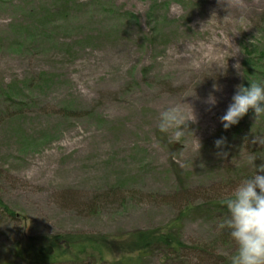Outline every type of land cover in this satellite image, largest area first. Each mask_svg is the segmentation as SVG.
I'll return each mask as SVG.
<instances>
[{"label":"rangeland","instance_id":"374dc122","mask_svg":"<svg viewBox=\"0 0 264 264\" xmlns=\"http://www.w3.org/2000/svg\"><path fill=\"white\" fill-rule=\"evenodd\" d=\"M263 54L264 0H0V199L17 214L0 211V264H117L90 246L28 254L60 234L160 230L188 205L183 256L143 264H230L223 201L260 174L264 116L220 117L238 85L264 84ZM174 105L196 117L180 137L158 128Z\"/></svg>","mask_w":264,"mask_h":264},{"label":"clouds","instance_id":"9594fccd","mask_svg":"<svg viewBox=\"0 0 264 264\" xmlns=\"http://www.w3.org/2000/svg\"><path fill=\"white\" fill-rule=\"evenodd\" d=\"M224 2L225 0H218L222 6ZM227 19H229L228 15L223 20ZM238 23L244 24L245 19L241 17ZM238 66L240 65H235L236 68H239ZM216 91L219 89L213 85L212 92H209L204 100L209 110L218 103L214 95ZM250 109L255 120L264 116V84L251 82L248 87L243 85L236 87L231 103L220 117L223 128L227 130L238 124ZM195 119L192 108L188 114L181 106L174 105L159 114L158 128L161 133L171 132L176 137H180L187 128V123ZM257 141L264 145V136H257L253 142ZM225 143V138L221 137L214 141V146L221 149ZM217 154L227 155L226 152ZM258 173L260 174L254 172L250 177L242 180L232 194L223 201L226 217L219 223L218 228L226 229L236 245L230 264H264V165L259 166Z\"/></svg>","mask_w":264,"mask_h":264},{"label":"trees","instance_id":"16d2710c","mask_svg":"<svg viewBox=\"0 0 264 264\" xmlns=\"http://www.w3.org/2000/svg\"><path fill=\"white\" fill-rule=\"evenodd\" d=\"M258 60L264 59V54L257 56ZM248 58H254L253 55L248 56ZM257 60V61H258ZM249 61V60H248ZM261 65V64H256ZM251 72V70H250ZM194 205H188L184 210L180 212L178 218L172 221L165 228L160 230H145V231H136L133 233H128L126 235H121L118 237H111L106 235H85V236H63L58 235L52 239L50 245L46 247L39 248L35 251H31L29 248H25V253L23 250H19V254L22 253L23 256L27 253L28 257L35 263H39L42 259H49V262L52 263L56 260L57 257L64 256L63 258L69 259L70 255L78 256V250L83 251L86 247H93L98 255L99 253L101 260H110L113 259L117 264H143L144 261L150 259L157 254H164L166 257L169 255H180L183 256V251L188 249L189 246H186L178 239V235L181 231V225L184 222V219L190 218L193 214L192 207ZM221 206L219 204H213L204 206V215L216 214L217 208ZM0 211L10 215L9 217H17L13 215L12 211L4 205L3 201L0 199ZM26 246V245H23ZM33 246V245H29ZM44 246V245H43ZM69 246L73 250V253L70 251L65 252L64 247ZM58 249L56 255H53V251ZM24 249V247L22 248ZM66 254H61L62 252ZM70 254V255H69ZM61 255V256H60ZM165 261L168 259L165 258ZM176 260V259H174ZM172 260V261H174Z\"/></svg>","mask_w":264,"mask_h":264}]
</instances>
